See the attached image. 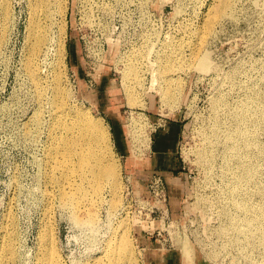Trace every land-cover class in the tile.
I'll list each match as a JSON object with an SVG mask.
<instances>
[{
    "label": "rangeland",
    "instance_id": "374dc122",
    "mask_svg": "<svg viewBox=\"0 0 264 264\" xmlns=\"http://www.w3.org/2000/svg\"><path fill=\"white\" fill-rule=\"evenodd\" d=\"M80 113L110 132L115 189L65 165L80 171ZM176 118L167 184L151 142ZM120 234L132 264L144 238L175 264H264V0H0V264L104 263Z\"/></svg>",
    "mask_w": 264,
    "mask_h": 264
},
{
    "label": "bare ground",
    "instance_id": "6f19581e",
    "mask_svg": "<svg viewBox=\"0 0 264 264\" xmlns=\"http://www.w3.org/2000/svg\"><path fill=\"white\" fill-rule=\"evenodd\" d=\"M227 1L228 0H223V3H226ZM54 2H59V0H54ZM35 9H36V7H35ZM33 10H34V8H33ZM39 30L40 29H38V31ZM42 41H44V36L42 34L38 35L35 39V43L33 45L34 46L33 52H32V55H31L29 63H28L29 67H30L31 74L33 76H36V69H34V67H33L34 66L33 57L35 54H37V52L41 48L40 46H41ZM125 88H126V91L128 94V100H129V102L132 103V101L134 100V97H135L134 93L132 91L134 89L130 90L131 88L130 89L127 87H125ZM165 89H167V88L161 87L160 90L163 91L162 93H165V92L167 93V91ZM166 93L163 96H166ZM133 102H135V100ZM66 112L70 117H72V119H74L73 114L70 110H66ZM77 118H78V122H77L76 126L70 128V132L73 134L75 132H78L80 134V137H78L77 139L67 137V143L69 145L75 144L76 146L82 147L81 151L83 152V154L81 155L80 161H79L80 171H74L73 168L70 167V161L66 158V156L64 157L65 158L64 160L66 163L65 165H67L68 170H70L74 174H78L82 179L88 178L89 183L91 184L90 187H93L95 192L98 189L103 191L107 184H109L110 187L115 189L118 185L117 184L118 170H117L116 164L113 162L112 163H105L103 161V155L99 151L97 152V144L100 140V137H101L102 141L105 143L104 144L105 147H107V148L110 147V143H109L110 142V132H109V130L107 129V127L103 123L97 122L94 119H92L91 117H89V115H87V113L86 114L80 113ZM134 131L137 132V129L134 128ZM94 132H96L98 135L95 134ZM135 141L138 142V137H136ZM84 145H86L87 147L84 148ZM68 150H70V149H68ZM68 170H67V173L69 172ZM89 217H91L90 221H93L94 214L90 213ZM239 232H242V231H239ZM117 238H118V240L116 241L115 245L113 246L114 247L113 253H108V259H106L107 262L103 263L100 261V263H97V264H132L131 263L132 254L130 255V245H129L128 239L126 238V236L124 234H120L119 236H117ZM184 246H183V248H184ZM185 251H186L185 252L186 254L187 253H188V255L190 254L189 250L187 248H185Z\"/></svg>",
    "mask_w": 264,
    "mask_h": 264
},
{
    "label": "crops",
    "instance_id": "0c3cea01",
    "mask_svg": "<svg viewBox=\"0 0 264 264\" xmlns=\"http://www.w3.org/2000/svg\"><path fill=\"white\" fill-rule=\"evenodd\" d=\"M182 132V125L178 118L171 119L167 125H165L162 129L155 131L153 133L151 150L152 157L150 160L151 170L156 171L155 173H159L164 175L167 184L172 183L174 178V171L178 169L177 164V147L180 141ZM169 188V197H170V206L172 205V200L180 201L181 193L173 191V188ZM180 203V202H179ZM178 204V203H177ZM172 208V207H171ZM157 241L153 243V240L148 238H144L141 240V246L149 255L147 262L149 264H175L177 262L175 252L170 250H165V246L162 248ZM161 247V248H159ZM155 249L160 251L157 256H154ZM151 251L150 253H148ZM153 254V256H152Z\"/></svg>",
    "mask_w": 264,
    "mask_h": 264
},
{
    "label": "built area",
    "instance_id": "2783aa9c",
    "mask_svg": "<svg viewBox=\"0 0 264 264\" xmlns=\"http://www.w3.org/2000/svg\"><path fill=\"white\" fill-rule=\"evenodd\" d=\"M150 190L152 192L154 200L156 202L164 203L166 204L168 201V193H167V187L164 179L160 175H155L151 180L149 184ZM155 210H152L151 213H154ZM151 213L148 215L151 216ZM168 215V214H167Z\"/></svg>",
    "mask_w": 264,
    "mask_h": 264
}]
</instances>
